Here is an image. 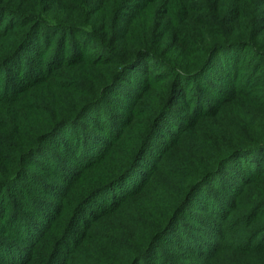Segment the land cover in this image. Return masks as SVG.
<instances>
[{
    "label": "trees",
    "instance_id": "trees-1",
    "mask_svg": "<svg viewBox=\"0 0 264 264\" xmlns=\"http://www.w3.org/2000/svg\"><path fill=\"white\" fill-rule=\"evenodd\" d=\"M0 264H264V0H0Z\"/></svg>",
    "mask_w": 264,
    "mask_h": 264
}]
</instances>
